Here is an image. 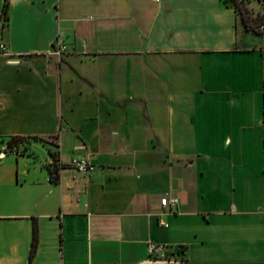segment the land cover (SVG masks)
<instances>
[{"label":"crops","instance_id":"1","mask_svg":"<svg viewBox=\"0 0 264 264\" xmlns=\"http://www.w3.org/2000/svg\"><path fill=\"white\" fill-rule=\"evenodd\" d=\"M1 44L0 264H264V33L230 3L0 0Z\"/></svg>","mask_w":264,"mask_h":264},{"label":"built area","instance_id":"2","mask_svg":"<svg viewBox=\"0 0 264 264\" xmlns=\"http://www.w3.org/2000/svg\"><path fill=\"white\" fill-rule=\"evenodd\" d=\"M0 46L2 48L5 47L4 44H1ZM65 50H66L65 43L59 39L52 47V53L57 56H61ZM3 149L10 151L12 154L19 153V149L16 146H12L10 150L8 149L7 146H4ZM70 164L81 173H88L92 171L94 168V165L90 163L86 158H77V157L72 158ZM160 202L162 206H168L170 208H173L177 205L178 199L176 197H169L167 194H165L163 197H161ZM176 251L177 248L171 251L168 248V246L154 242H148L146 247L147 257L153 261L179 263L180 260L176 258V255L179 252Z\"/></svg>","mask_w":264,"mask_h":264},{"label":"trees","instance_id":"3","mask_svg":"<svg viewBox=\"0 0 264 264\" xmlns=\"http://www.w3.org/2000/svg\"><path fill=\"white\" fill-rule=\"evenodd\" d=\"M224 1L230 3L233 6L235 12L240 17V20L246 29H250L258 33H264V9L262 11H258L257 13L253 14L247 6V1L249 0H224ZM259 1L264 5V0H259ZM1 14H2V24L5 25L8 18L6 2H4L3 4ZM52 173L54 172L52 171ZM37 240H38L37 226L34 223L32 243L30 249V258L33 256L36 250Z\"/></svg>","mask_w":264,"mask_h":264},{"label":"rangeland","instance_id":"4","mask_svg":"<svg viewBox=\"0 0 264 264\" xmlns=\"http://www.w3.org/2000/svg\"><path fill=\"white\" fill-rule=\"evenodd\" d=\"M247 6L249 8V10L255 14L258 11H262L261 8L263 6V4L259 1V0H249L247 1ZM148 129H152V127H149ZM40 148V147H39ZM40 150V149H39ZM42 150V149H41ZM14 155V154H13Z\"/></svg>","mask_w":264,"mask_h":264}]
</instances>
